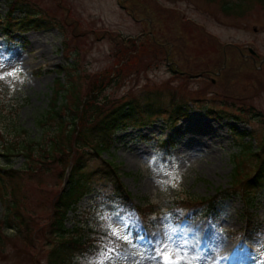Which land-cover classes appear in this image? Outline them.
Wrapping results in <instances>:
<instances>
[{
	"label": "rangeland",
	"instance_id": "rangeland-1",
	"mask_svg": "<svg viewBox=\"0 0 264 264\" xmlns=\"http://www.w3.org/2000/svg\"><path fill=\"white\" fill-rule=\"evenodd\" d=\"M29 1L51 23L25 32L26 46L0 52L1 165L7 163L1 156L7 141L42 143L44 128L53 130L54 122L41 126L38 121L54 96L56 79L74 84V91L82 95L94 74L114 63V67L131 63L127 59L133 48L118 49L127 37L151 32L168 52L152 59L151 53L141 50L136 66L120 85L105 88L101 97L109 102L122 96L142 101L148 97L166 111L174 93L187 107V115L175 121L163 114L144 127L114 134L100 157L112 162L132 203L150 220L146 226L139 222L134 227L137 212L128 209L123 199L97 192L86 195L77 211L67 215V225L79 223L88 239L94 232L97 238L86 258L71 264H165L164 253L175 264H264V188L252 189L248 196L243 187L232 186L240 153L233 127L248 132L254 139L244 141L254 148L264 140V9L255 5L249 14L235 18L222 14L216 1L205 0ZM7 9L8 2L0 0V16ZM66 64L71 68L69 77L67 71H59ZM170 65L180 77H174ZM11 124L18 132H7ZM190 139L198 144H189ZM100 157L89 154L84 170L99 165ZM23 159L19 154L9 164L21 167ZM63 160L55 157L37 172L17 174L12 179L19 187L15 195L0 189L34 219L29 223L34 241L5 229L8 239L0 264H46L52 204L69 176L62 171ZM255 161L250 156L243 160L241 177L252 173ZM103 184L109 191L106 179ZM217 193L223 198L213 214L191 220L171 212L174 206L179 211L185 205H177L185 197L210 199ZM5 213V201L0 199V227Z\"/></svg>",
	"mask_w": 264,
	"mask_h": 264
},
{
	"label": "trees",
	"instance_id": "trees-1",
	"mask_svg": "<svg viewBox=\"0 0 264 264\" xmlns=\"http://www.w3.org/2000/svg\"><path fill=\"white\" fill-rule=\"evenodd\" d=\"M5 1L8 2V10L4 16H0V51L3 53L9 52L14 44L25 46L26 40L21 35L22 32L32 28L46 27L50 22L44 17L36 4L29 0ZM205 1H216L222 14L234 16L235 18L249 14L253 11L255 5L264 9V0ZM15 12L17 13L14 14ZM195 26L198 25L195 24ZM127 44L130 46H127ZM129 47L133 48V56L127 59L131 61V65H127L123 61L120 65L117 64V67H114V64H116L114 63L107 71L94 74L95 76L89 82L91 84H88L87 91L85 90L82 95L74 91L76 88L74 84L66 85L60 82L59 78L56 79V89L49 109L40 116L38 121L41 126H44L46 121L47 124L54 122L53 130L44 128L41 136L44 139L42 143L34 144L29 141L28 144H15L7 140V143L3 141V144L6 143L2 146V154L4 156L8 158L19 154L24 156V165L21 168L0 167V181L1 183L8 182L13 193L18 189V186L12 180L17 174L37 172L42 168V163L45 164V162L53 160L55 157H59L61 161L65 159L63 160L65 164L70 161L67 157L70 154L73 155V152L75 154L67 185L59 192L56 201L52 204V214L49 223L51 246L47 253L46 264L72 263L74 260L81 258L87 251L88 239H85L84 234L79 231L80 227L76 225L68 227L66 224L68 212L76 210L78 202L84 196L94 192L100 195L107 194L110 197L118 196L124 200L125 205L132 208L129 193L119 182L115 167H113L111 161L100 157L111 146L114 134L129 127L147 125L155 117L163 114H166L165 119L170 121H175L187 114L185 100L182 97L177 98L174 93L166 111L163 110L160 103L148 97L142 101L135 97L124 100L125 97L122 96L113 102L101 97L105 88L110 85H120L122 77L136 66L141 50L151 53L152 59H158L160 57L159 54L166 55L168 52L164 42H160L151 32L142 33L135 38H127L126 43H121L118 49L126 52ZM133 58L134 60L132 61ZM69 69L71 68L67 67V64L59 67L60 72L67 71L68 77L71 76ZM137 69L139 68L137 67ZM169 70L174 77H180L177 75L178 70L173 66L170 65ZM255 71L260 73V70ZM11 128L12 124L9 125L7 132H18L15 124H13V129ZM233 131L239 138L237 145L240 153L237 156L238 165H235V172L232 175V186L243 187L244 192L247 193L246 195H249V191H245V188L259 187L264 181V140L260 142L257 149L252 144H248V141H243L247 137L248 139H253L250 138L248 132H236L235 127ZM2 132L0 130V139L3 136ZM47 135L48 139H45ZM66 147L70 150L66 149L65 152ZM87 148L91 151L89 153L90 156L95 154L96 157H100L101 163L85 171L86 157L89 158ZM248 156L256 158L255 164H253L254 170H252V173L245 174V177H241L239 168L243 160ZM104 179L108 181L109 191L106 188V184H103ZM215 201L216 196L208 200L205 198L185 197L182 202L185 203V207L190 209L191 214H198L199 206L202 207V209L200 207L201 211L208 212L213 209ZM137 210L142 218V215L144 216L142 214L143 209L137 208ZM148 211L151 212L150 206ZM32 219L21 213L16 204L13 206L11 204L7 207L5 225L17 230L24 239L28 238L34 241L31 237L32 233L29 226ZM6 239H8V236L0 232V254L5 251Z\"/></svg>",
	"mask_w": 264,
	"mask_h": 264
},
{
	"label": "snow or ice",
	"instance_id": "snow-or-ice-1",
	"mask_svg": "<svg viewBox=\"0 0 264 264\" xmlns=\"http://www.w3.org/2000/svg\"><path fill=\"white\" fill-rule=\"evenodd\" d=\"M8 75H14V73H8ZM163 259L165 261V264H175V262H173V261H171L169 259V254L168 253H164Z\"/></svg>",
	"mask_w": 264,
	"mask_h": 264
},
{
	"label": "bare ground",
	"instance_id": "bare-ground-1",
	"mask_svg": "<svg viewBox=\"0 0 264 264\" xmlns=\"http://www.w3.org/2000/svg\"><path fill=\"white\" fill-rule=\"evenodd\" d=\"M197 141H198L197 139H196V140H194V139H190V140H189V144H191V145H197V144H198ZM200 142L202 143V141H200ZM203 247H206V245H203ZM178 251H179L180 254L183 253L182 250H178ZM149 264H155V262L152 261V262H150Z\"/></svg>",
	"mask_w": 264,
	"mask_h": 264
},
{
	"label": "clouds",
	"instance_id": "clouds-1",
	"mask_svg": "<svg viewBox=\"0 0 264 264\" xmlns=\"http://www.w3.org/2000/svg\"><path fill=\"white\" fill-rule=\"evenodd\" d=\"M262 258H264V254H262ZM257 264H260V262L258 261Z\"/></svg>",
	"mask_w": 264,
	"mask_h": 264
}]
</instances>
